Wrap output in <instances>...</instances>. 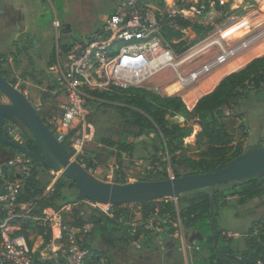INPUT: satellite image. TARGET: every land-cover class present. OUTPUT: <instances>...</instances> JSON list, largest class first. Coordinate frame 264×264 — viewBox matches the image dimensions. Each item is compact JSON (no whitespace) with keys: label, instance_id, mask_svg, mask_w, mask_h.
I'll return each mask as SVG.
<instances>
[{"label":"built area","instance_id":"obj_1","mask_svg":"<svg viewBox=\"0 0 264 264\" xmlns=\"http://www.w3.org/2000/svg\"><path fill=\"white\" fill-rule=\"evenodd\" d=\"M112 1L113 10L105 16L100 28L81 39L55 43L48 65L51 82L46 87L49 100L60 101L58 107L45 109L40 101L30 102L57 141L68 142L74 151L73 158L76 161L78 158L84 168L82 137L87 131L84 117L98 100L91 91L146 89L151 79L163 75L160 77L170 76L165 90L171 88V94L186 92L264 37V28L238 42L222 37V32L240 19L237 15L223 14L224 7L216 8L217 4L225 5V0ZM218 13L223 16L215 25ZM183 20L190 24L184 26ZM194 24L214 27L196 41ZM247 86L251 88L252 84ZM159 89L156 85L152 90L159 93ZM16 163L22 174L32 167L23 158L0 160V179L5 177L2 164L7 165L8 171V166ZM0 188V264H32L35 255L47 264H87L84 259L88 251L81 245L84 237L79 235L82 230H89L90 225L76 228L69 223L74 216L85 217L87 211L82 204L106 215H111L112 204L92 203L85 198L59 210L44 208L38 215L34 202L19 200L21 180H3ZM52 191L53 182L43 195L48 196ZM29 220L46 223L51 231L48 243L44 244L41 236L31 233L29 228L24 230V223ZM255 264L264 261L257 260Z\"/></svg>","mask_w":264,"mask_h":264},{"label":"trees","instance_id":"obj_2","mask_svg":"<svg viewBox=\"0 0 264 264\" xmlns=\"http://www.w3.org/2000/svg\"><path fill=\"white\" fill-rule=\"evenodd\" d=\"M243 1L255 2V0ZM223 7L224 5L222 7L216 5L218 10ZM182 24L187 26L190 22L183 20ZM193 27L197 36L196 41L201 39L211 28H204L197 24H194ZM0 75L8 80V75L4 69L0 68ZM9 82L15 85L14 80ZM262 82L263 85H261ZM248 84H252V87L248 88ZM263 89L264 54L251 59L243 68L225 75L210 92L196 101L192 109H189L179 96H161L145 88H112L108 91H91V93L101 102H117L120 104L117 108L123 118L122 124L125 126L123 132L130 133L134 138L144 136L148 132L154 135L158 134L163 139L161 148L165 147L169 154L181 149L182 138L178 137L176 133L178 126L169 121L168 117L181 116L186 119L195 117L197 119L196 124L200 128L196 135V143L205 147L197 160L188 157L180 159L177 155H171L169 167L172 176L178 177L191 173L215 171L226 166L249 149L244 144L248 131L242 121L244 114L240 111V108L246 104V99L249 98L252 90ZM95 125H97L96 122ZM107 130L109 128L105 131ZM189 134L190 130L186 135ZM100 142L107 148L114 146L117 148V169L114 171L113 181L117 183L129 182L123 171V161L120 153L125 152L131 156L135 147L134 144L128 143L122 138L115 142L110 132L105 133L104 131L100 136ZM164 143L166 146H164ZM0 145L22 155L2 141H0ZM23 145L31 151L38 152L37 144L29 133L25 134ZM62 145L74 157V151L70 148L68 142L63 141ZM255 145H264V139H261ZM23 157L30 160L33 165L27 174L19 173L22 181L19 200L34 202L38 215L41 214L44 208L50 207L59 210L64 205L85 199L77 190L74 182L62 175L50 173L47 175L48 178L44 179L40 176L37 167H42L46 171L51 169L27 156ZM12 158L14 157H8L6 162ZM157 160L162 163L164 168L162 171L154 173L155 178H145L144 180H160L169 177L165 162L161 158H157ZM77 161L80 162L78 158ZM104 161L105 157L101 153L93 152L84 158L85 169L92 173L94 168L104 163ZM179 165L186 166L184 171L181 172L176 169ZM17 174L9 173L8 170L3 180L13 182L17 178ZM3 180L0 179V185ZM51 182H53V191L48 196L43 195L44 190ZM263 196L264 175L241 182L223 183L215 188L207 187L188 191L181 194L179 199L163 198L159 201L152 200L134 204V206L139 207L142 218L139 222L133 220L132 212L130 213L126 207H122L128 204H112L111 215L93 209L87 211L84 218H73L69 224L76 228H82L85 224L90 225L89 230L86 231L88 233H84V240L81 244L88 251L84 262L87 264H103L106 262L107 254L104 250L98 249L97 245H94L93 239L95 237H99L108 247H112L118 241L111 237V233L116 231L122 232V237L119 240L127 244L140 241L142 236H146L143 244L144 248H149L148 240L155 239V236H158L159 233H154L146 227L147 224L152 226L157 224L158 227L167 228L166 233L169 235H172L176 229L170 223L172 219L175 220L176 218L179 221L183 220L188 229H193L195 223L199 221H205L208 225H213L215 229L217 226L215 216L219 214L221 209L229 206H242ZM229 197H236L235 202L228 199ZM133 222H135V225L132 227ZM258 223L260 225L255 233L254 228L248 230L249 236L244 238L245 248L240 251L234 249L230 241L224 240L222 231L215 230L214 235L207 239L210 242L214 240L215 246L211 248L206 257L198 255L196 264H255L257 260L264 261V218L259 219ZM25 228H29L31 233L40 235L44 244L49 242L51 231L42 220L26 221L24 230ZM25 233L29 234L28 232ZM32 264L47 263L35 255ZM109 264L115 263L110 262Z\"/></svg>","mask_w":264,"mask_h":264},{"label":"rangeland","instance_id":"obj_3","mask_svg":"<svg viewBox=\"0 0 264 264\" xmlns=\"http://www.w3.org/2000/svg\"><path fill=\"white\" fill-rule=\"evenodd\" d=\"M34 1L38 10L36 22L39 25L44 28L45 25H52L55 19L58 21L63 20L72 24V31L67 39L58 40L54 38L48 42L46 39L42 40L39 35L35 36L32 34H22L14 39L11 35L3 36L2 39H0V68L6 71L8 75L7 81L14 80V86L24 93L30 102L40 101L43 103L45 109L55 110L60 101L56 99L50 101V94L47 92L46 87V84H50L51 82L48 78V76H50L48 63L52 58L55 43L59 45L66 44L73 39H81L86 32L100 28L105 16L112 12L111 9L114 6V2L112 0ZM224 4L223 10H225V12H223V14L237 15L240 17L238 22L228 26L222 33L223 35H228V38H231L229 40L230 42H238L264 28V0L255 2L225 0ZM221 16L223 15L218 13L214 20L215 25L219 24ZM247 20L249 21L247 22ZM251 24L253 25L250 27V32L247 33ZM212 27H214V25L211 26V28ZM208 32L211 31L208 30ZM34 41L40 43V46L38 43H35V46L32 45ZM32 48L36 50L41 48V50L34 51ZM262 54H264V37L252 44L238 56L234 57L229 64L208 74L207 77L202 79L193 89L186 92H178L177 94L183 93L182 99L190 109L197 99V92L202 94L208 93L225 74L243 68L246 62H249L248 60L259 57ZM29 60H33V64L31 62L29 63ZM225 70H228V72L218 78V75L222 74ZM37 75L42 76V81H36L35 77ZM160 76L163 75H158L151 79V81L146 84L148 87L146 89L153 91V87L157 85L160 88V92L154 91L155 93L159 95H174L171 94L173 93L172 89L166 91L164 89V86L170 81V76ZM261 85H263V82ZM0 99L6 101L5 97L1 94ZM119 105L120 104L117 102L107 103L97 100L92 103L89 113L84 117L85 128L87 129L82 137L84 139L82 146L84 156H89L93 152H99L105 157L104 163L94 168L91 173L96 178L104 181H113L114 171L117 169V148L116 146L107 148L101 144L100 136L102 131L105 133L110 132L115 142H117L119 138H122L128 143L134 144L135 147L131 156L127 155L125 152L120 153L123 161V171L128 181L155 178L154 173L160 172L164 168L157 158H161L165 162L169 177L173 175L169 167L171 155H177L180 159L182 157L195 160L199 158L205 146L196 143V135L200 128L196 124L197 119L195 117H189L188 119L181 116L168 117L169 121L178 126L176 133L178 137L182 138L181 149L173 154H169L167 150H165V147L161 148L163 139L158 134L154 135L148 132V134L144 136L134 138L130 133L123 132L124 128L117 123L120 121L123 122L120 110L117 108ZM240 111L244 114L242 121L248 131L244 144L246 148H250L261 139H264V89L257 91L252 90L249 98L246 99V104L240 108ZM95 122L100 130L97 129ZM87 123H89V126H87ZM116 126L117 129L115 128ZM107 127H109V130L105 131ZM114 129L117 130H115V133H113ZM189 130L190 134L186 135ZM120 131H122V133H120ZM28 133L27 129L21 128L19 125L11 122L5 123L3 128L4 136L21 144L24 143L22 135ZM164 146H166L165 143ZM0 147L2 146L0 145ZM4 149L7 152L0 156L1 161L6 162L8 157L20 158V160L21 158L25 159L22 155L14 151L7 148ZM25 161L33 165L30 160L25 159ZM185 167V165H179L176 169L182 172ZM37 168L40 176L44 179L48 178L47 175L49 173L59 175L52 170L46 171L42 167ZM8 170L9 173H21V167H19L17 163L9 165ZM228 199L235 202L236 197H229ZM82 207L86 211L93 210V208L86 207L84 204H82ZM122 207H126L130 213L132 212L134 221H141L142 218L138 206L136 207L134 204H128ZM68 216L71 217L72 215L68 214ZM215 217L217 222L215 229L213 225H208L205 221L196 222L193 229H188L183 220L179 221L177 218L175 220L172 219L170 223L173 227H176L172 235L166 233L167 228L158 227L157 224L153 226L147 224L146 227L151 229L154 233H159L158 236H155V239L148 240L147 238L148 245H150L149 249L151 250L144 248L143 240H146V236H142L140 241H133L127 244L119 240L120 237H122V232L119 231L111 233V237L118 240L115 246L108 247L99 237H95L93 243L97 245L98 249L100 248L106 252V262H108V264L110 262L115 264H196L198 255L206 257L211 248L215 246L214 240H212V242L207 241L209 237L214 235L215 230L222 231V237L225 241H230L234 249L239 251L243 250L245 248L244 238L245 236H249L248 230L254 228L255 233L260 225L258 223L259 219L264 218V196L254 199L242 206H229L221 209L219 214ZM73 218L75 219L76 216ZM65 219H67V217ZM134 225L135 222L132 223V227ZM190 230H197L201 234V239H197L192 245L187 241L188 234L191 232ZM57 231L56 229L54 233L56 234ZM85 232L86 231L83 232L82 230L79 236L84 237ZM171 241H174V244ZM152 250L156 251L151 253ZM147 253L150 255L149 259H145Z\"/></svg>","mask_w":264,"mask_h":264},{"label":"water","instance_id":"obj_4","mask_svg":"<svg viewBox=\"0 0 264 264\" xmlns=\"http://www.w3.org/2000/svg\"><path fill=\"white\" fill-rule=\"evenodd\" d=\"M67 25L70 27L69 23ZM0 94L6 100L0 99V141L74 182L77 190L92 203L137 204L163 198L179 199L181 194L188 191L215 188L223 183L241 182L264 175V145H255L226 166L212 172L126 183L100 180L71 156L62 143L57 141L24 93L1 75ZM6 121L27 129L37 144L38 152L5 137L3 128ZM22 137L25 138V134ZM6 171L7 165L2 164L3 174H6ZM190 231L187 241L192 245L194 241L201 239V234L197 230Z\"/></svg>","mask_w":264,"mask_h":264},{"label":"crops","instance_id":"obj_5","mask_svg":"<svg viewBox=\"0 0 264 264\" xmlns=\"http://www.w3.org/2000/svg\"><path fill=\"white\" fill-rule=\"evenodd\" d=\"M255 1H260V0H255ZM111 10H113V7H112ZM37 16H38V10L36 8L34 0H0V39H2V37L5 36V35L6 36L11 35V37L14 39V38H18V36H20L22 34H32V35H35V36L39 35L42 38V40H43V39L46 38V36L49 33V31L52 32L53 29H56L57 27H59L62 22H66V21H63V20H59L58 21V20L55 19L53 21L52 25H45L44 28H43L41 25H39L36 22V17ZM55 21H57V23H58V26L56 28H55ZM248 21L249 20H247V22ZM66 23H68V22H66ZM94 30H96V29H94ZM94 30H91V31H94ZM88 33L89 32L84 33L83 36L88 34ZM234 34H237V33H234ZM36 43H38V42L36 41ZM38 45L40 46V43H38ZM232 60H230L229 62L225 63L224 65H222L221 67H219L215 71H217L220 68H222L223 66L229 64ZM248 61H250V60H248ZM247 63L248 62H246V64ZM233 71H230V72H233ZM227 74H225V75H227ZM223 77H221L220 79H222ZM168 89H171V88H168ZM168 89H166V90H168ZM182 94L183 93L179 94L180 96L178 94L166 95V96H176V95H178L179 97L182 98ZM161 96H165V95H161ZM200 97L201 96L197 97V99L192 104V107L190 109L193 108V106L195 105L196 101ZM3 162H5V161H3ZM18 179L21 180L19 174H17V178L15 179V181H18ZM15 181H13V182H15ZM172 243L174 244V241Z\"/></svg>","mask_w":264,"mask_h":264},{"label":"flooded vegetation","instance_id":"obj_6","mask_svg":"<svg viewBox=\"0 0 264 264\" xmlns=\"http://www.w3.org/2000/svg\"><path fill=\"white\" fill-rule=\"evenodd\" d=\"M72 25L70 24V27L67 25V23L66 22H62L61 23V25L59 26V27H57L56 29H53V31L52 32H50L49 31V33L47 34V36H46V40H47V42L48 41H50V40H52V39H54V38H57L58 40H64V39H67L68 38V36H69V34H70V32L72 31ZM34 43V42H33ZM32 43V45H34L35 46V43L33 44ZM32 50H34V51H38V50H41V48H39L38 50H36L35 48H32ZM32 63L33 64V60H29V63ZM48 78L50 79V76H48ZM35 79H36V81H42V76H40V75H37L36 77H35ZM8 122H10V121H6V123H8ZM122 128H124L125 129V126L122 124V122L120 121V122H117ZM118 126V125H117ZM117 126H116V128H117ZM96 127H97V129H99V127H98V125H96ZM109 127H107V129H108ZM117 131V130H116ZM7 151H5V149L3 148V147H0V156L1 155H3V154H5ZM148 250H151V249H149V248H147ZM156 249V248H155ZM156 251V250H155ZM154 250H152L151 251V253H154L155 252ZM150 258V255L147 253V256H145V259H149Z\"/></svg>","mask_w":264,"mask_h":264},{"label":"bare ground","instance_id":"obj_7","mask_svg":"<svg viewBox=\"0 0 264 264\" xmlns=\"http://www.w3.org/2000/svg\"><path fill=\"white\" fill-rule=\"evenodd\" d=\"M251 20H252V19H251ZM252 25H253V24H251V25L249 26V29H250V27H252ZM226 29H227V28H226ZM226 29H225V30H226ZM225 30H224V31H225ZM224 31H223V32H224ZM223 32H222V33H223ZM247 32H248V31H247ZM221 36L224 37L225 39H231V38H228V35H223V34H221ZM227 72H228V70H225L224 72H222V74H219V75H218V78H220L222 75H224V74L227 73ZM201 94H202V93H198V92H197V96H196V98H197L198 96H200Z\"/></svg>","mask_w":264,"mask_h":264}]
</instances>
